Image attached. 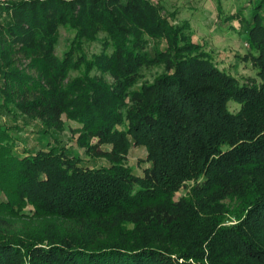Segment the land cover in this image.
Returning <instances> with one entry per match:
<instances>
[{
  "label": "trees",
  "instance_id": "1",
  "mask_svg": "<svg viewBox=\"0 0 264 264\" xmlns=\"http://www.w3.org/2000/svg\"><path fill=\"white\" fill-rule=\"evenodd\" d=\"M239 18L245 82L152 0H0V264H264V0Z\"/></svg>",
  "mask_w": 264,
  "mask_h": 264
},
{
  "label": "rangeland",
  "instance_id": "2",
  "mask_svg": "<svg viewBox=\"0 0 264 264\" xmlns=\"http://www.w3.org/2000/svg\"><path fill=\"white\" fill-rule=\"evenodd\" d=\"M15 1V0H3ZM159 4L164 13L175 24L185 23L193 31V41L205 46V49L212 55L217 66L236 77L241 81L249 78H256V70L250 61L244 59L248 56L250 48L247 41V32L243 21L239 18L245 16L250 18L253 12L254 3L257 0H152ZM239 16V17H236ZM224 18H228L224 21ZM75 35L68 28H60L56 53L63 57L69 49ZM103 36H100L102 39ZM149 49L153 48L155 41L149 40ZM103 50L101 41L87 43L85 51L88 56L100 53ZM162 72L161 67H152L143 69L142 81L153 82L155 77ZM72 76H78V73H72ZM229 109L233 113L240 110L237 103L231 102ZM39 122H33L28 130L36 129ZM60 145L72 147L73 153L80 156L84 166L101 167L107 166L108 162L104 158L88 159L78 148L77 141L80 136V126L69 119L64 118L62 131H54ZM27 142H23L18 153L33 143H37L38 135L32 133L28 135ZM92 144H96L93 141ZM99 150H109L107 147H99ZM147 152L144 148H132L129 152L126 165L132 168L137 175H142V165L145 163ZM139 161L142 162L141 166ZM183 193L180 192L178 197Z\"/></svg>",
  "mask_w": 264,
  "mask_h": 264
}]
</instances>
